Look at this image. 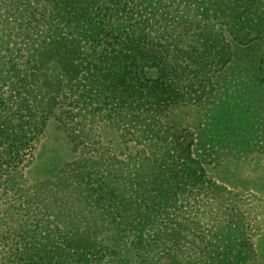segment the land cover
<instances>
[{
	"label": "trees",
	"instance_id": "trees-1",
	"mask_svg": "<svg viewBox=\"0 0 264 264\" xmlns=\"http://www.w3.org/2000/svg\"><path fill=\"white\" fill-rule=\"evenodd\" d=\"M234 58L264 75V0H0V264H251L172 119ZM50 123L74 160L33 182Z\"/></svg>",
	"mask_w": 264,
	"mask_h": 264
},
{
	"label": "rangeland",
	"instance_id": "rangeland-1",
	"mask_svg": "<svg viewBox=\"0 0 264 264\" xmlns=\"http://www.w3.org/2000/svg\"><path fill=\"white\" fill-rule=\"evenodd\" d=\"M237 60L234 58L224 70L223 83L208 104L184 107L172 119L193 134V157L223 190L226 207L239 212L240 231L234 234L238 241L245 240V248L251 247V264H264V75ZM255 78L263 79L260 82ZM36 156L41 157L37 163L40 171L29 175L33 182L56 177L53 166L59 169L74 160L69 140L55 123L47 127ZM192 221L186 225L197 238L213 231L211 221H202L201 226ZM187 242L181 245L190 247ZM184 262L181 259L178 264Z\"/></svg>",
	"mask_w": 264,
	"mask_h": 264
}]
</instances>
